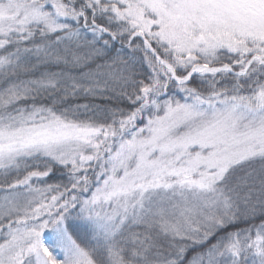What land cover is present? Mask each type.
Returning a JSON list of instances; mask_svg holds the SVG:
<instances>
[{"label": "snow or ice", "instance_id": "6c2138e0", "mask_svg": "<svg viewBox=\"0 0 264 264\" xmlns=\"http://www.w3.org/2000/svg\"><path fill=\"white\" fill-rule=\"evenodd\" d=\"M0 264H264V0H0Z\"/></svg>", "mask_w": 264, "mask_h": 264}, {"label": "trees", "instance_id": "16d2710c", "mask_svg": "<svg viewBox=\"0 0 264 264\" xmlns=\"http://www.w3.org/2000/svg\"><path fill=\"white\" fill-rule=\"evenodd\" d=\"M257 223L259 222V221H256Z\"/></svg>", "mask_w": 264, "mask_h": 264}]
</instances>
